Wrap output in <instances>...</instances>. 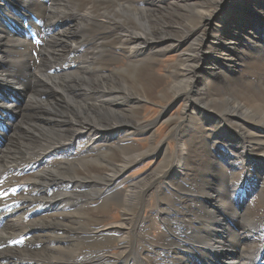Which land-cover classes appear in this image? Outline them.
I'll return each instance as SVG.
<instances>
[{
  "label": "bare ground",
  "instance_id": "obj_1",
  "mask_svg": "<svg viewBox=\"0 0 264 264\" xmlns=\"http://www.w3.org/2000/svg\"><path fill=\"white\" fill-rule=\"evenodd\" d=\"M4 5L13 17L9 30L0 34V107L5 110L0 115V138H4L0 142V193L4 194L0 196V264H264L263 20L255 19L259 33L250 35L242 22L245 45L242 42L240 47L245 50L241 47L235 56L239 41L233 37L238 26L234 32L215 28L213 46L206 47L204 31L214 16L208 9L199 11L194 2L183 6L190 7V16L181 12L183 7L178 12L168 5L158 17L138 0H0V9ZM172 11L173 18L182 20L162 21ZM173 29L183 30L184 37L176 40L168 35ZM131 40L142 61L151 45L170 43L175 48L192 42L189 52L181 54L167 72L172 81L157 93L163 99L187 100L175 135L189 144L190 153L183 143L171 162L166 160L169 167L163 175L155 171L132 184L118 202L119 192L111 190L112 184L127 162L139 161L146 153L126 143L140 130L134 109L148 98H157L155 90L162 81L151 79L138 88L128 84L150 78L143 73L147 69L143 63L128 64L116 71L115 78L109 70L98 75L117 62L118 49L126 54ZM249 43L254 44L252 55L258 56L256 62L261 60L262 69L251 81L246 63L242 81V75L234 76L235 61L249 57ZM136 57L132 62L139 60ZM203 70L211 81L199 88ZM114 79L139 96L121 100L116 88H106ZM98 88L110 95L116 109H100L106 104L99 102ZM23 99L24 107L19 105ZM197 105H203L204 112L198 124L216 122L211 135L201 124L195 125ZM221 114H228L226 121L231 124L225 126ZM150 129L147 125L143 131ZM8 131L12 136L6 135ZM121 134L117 147L104 148ZM76 139L83 141L80 148L74 147ZM214 158L218 184H212L215 173L190 176L187 169L204 167ZM170 167L174 171L166 175L156 213L164 220L166 233L164 242L155 244L149 239L154 220L141 218V212L148 191ZM182 191L178 208L166 204V193ZM252 194L254 198L243 204ZM98 198L102 202L97 209ZM112 203L123 206L125 219L105 227L103 215ZM114 243L121 253L112 257L107 251ZM147 244L152 248L136 260L135 249Z\"/></svg>",
  "mask_w": 264,
  "mask_h": 264
},
{
  "label": "rangeland",
  "instance_id": "obj_2",
  "mask_svg": "<svg viewBox=\"0 0 264 264\" xmlns=\"http://www.w3.org/2000/svg\"><path fill=\"white\" fill-rule=\"evenodd\" d=\"M154 1H157L158 4H156V6H154V7L149 6V3L154 2ZM138 2H139V5L142 6L143 8H145L147 10H150V9L153 10L156 17H158L160 15V13L164 10V8L166 6L169 7L168 5H170L171 8H175V9L177 7L178 12L182 10L181 8L183 6L189 5L191 2L192 3L194 2V3L199 5V7H198L199 11H204L205 9H208L207 11L212 12L213 13L212 15L214 17H213L211 23L208 24L205 28V31H207V32L204 31V33L207 34V38L205 40V42H206L205 46L206 47L209 45L213 46V44H211V42L214 41V39L212 37V32L215 28H216V30H218V29H220V27H222L223 32H225V29L223 27H226L228 31L234 32L235 28L238 26L237 35H236V37H233V39L235 41H239L238 47H236L234 52H233V54L235 56H237L236 54L238 53L239 50H241V47H244L243 45H245V42L241 41V35L242 34L240 31H242V29H243V26H241L242 22L245 21L247 23V25L249 26L247 33H248V35H250L252 33H259L258 30H256L254 28V26H256V28L258 29V26L255 25L256 24L255 19L256 20L260 19V20L264 21V0H148V2H147V0H138ZM135 5H137V3ZM6 7H7V5H4L2 7V9H0V12L2 13V14H0V34L4 33V31L7 32L9 30V25H10L11 20H12L11 18L13 17L12 10L11 9L5 10ZM183 9L184 10H182L181 12L184 13V11H185V14H188L190 16L191 13H189V11H188L190 9V7L188 9H185L183 7ZM172 13H173V11L171 12L170 16H168L167 14L165 16H162V17H164V19L162 21H164V22L165 21L166 22H175V20L176 21L182 20V18H180V17L179 18H173ZM27 15L28 14L26 13V16ZM217 23H220V24L217 25ZM253 23H255V24H253ZM57 28H58L57 29V31H58L60 27H57ZM154 28L155 27L153 25V28H152L153 32L155 30ZM124 32L125 31H123V34H124ZM261 32L264 33V30ZM154 33H155L156 37H160L159 32H154ZM168 35L174 36V38L177 40V39L184 37V31L182 30L180 32H177L175 29H173V32L171 34H168ZM176 40H174V42L177 44ZM36 42L38 44V41H36ZM242 42H243V45L240 47V44ZM42 44H43V41H42L41 45ZM133 45L134 44H133L132 40L127 43L126 50H125L126 54L123 53L120 49H118L117 55L119 57H116L118 59L117 62L113 63L111 66H108L106 69H102L101 72L98 73V75H105L109 70L112 72V74H114V78H115L118 75L116 71L122 70L128 64H131L133 66H137V64L140 65L143 63L144 66L147 67V69L144 70L143 73L145 75H149L150 78H148L144 81H138V83H136V85H133V83H128V84H130L132 87L138 88V86H140L142 84L149 83V81L151 79H154V80L160 79L162 81H161V83H159V86H157V88L155 90V92H156L155 94L157 95V98H155V99L148 98L145 101H143L142 103H140L141 105L139 104L140 108L138 110L134 109V112H138V116L140 118L139 119L141 122L139 124L140 130L135 135L131 136L127 140L128 142H126V143L132 145L133 150L137 149L138 153H140L142 151H144L146 153L143 156H141L140 159H138L139 161L134 160L136 162H134V161H132L130 163L127 162L128 165L125 168V170L123 172H121V174H118L116 182H114V184H112L113 187L111 188V190L113 189V192H115V193L119 192V195L117 197L118 202L122 201L123 195H125V193L127 192V190H129V188L132 184L139 183L143 178H146L149 175H151L152 173H155V171L160 172V174L163 175L162 173L164 171H166L169 167V166H166L167 165L166 160L168 161V159H169V163H170L172 160L171 159L172 156L174 154L178 153L180 151V149H182L183 143L185 145L184 148L189 145L187 142L186 143L180 142L178 140V137L175 135V132L178 131L177 129L179 128V126L182 125L181 119L183 116L182 115L183 111H184L186 104H187V100H185L184 97L176 98V99L175 98L174 99H172V98L163 99L157 93H161L162 90H164L167 87V85L172 81L171 77H166V75L168 74L167 72L169 71V69L172 65L179 62V60L181 58V54L189 52V50L191 48L190 46H192V42L191 41H184L180 45L176 46L177 48L176 47L174 48L173 45L170 43H167L165 45H151V47H149L148 50H146V52L143 54V57L145 58L144 61H142L138 57H136L137 53H136V51L133 50ZM253 45L254 44L249 43V49H246V53H247V55H249V57H246L245 61H244L243 57H242L243 60H241V62L238 61L239 62L238 63L237 61H235L236 64H238V65L235 64L236 65V68H235L236 74H234V76L239 77L242 75L241 76L242 81H244V78L246 77V69H245L246 63L250 69L249 78L251 79V81L253 80V77L255 76L256 71L262 69L261 60H258V62H256L258 56L256 55L253 58L252 51H251V50H254L252 48ZM243 49L245 50V47ZM161 50H163L162 51L163 53L159 52ZM134 56L136 58H138L139 60L132 62V58ZM146 62H147V64H146ZM249 62H250V64H248ZM64 70L68 71L67 68H65ZM206 72H207L206 70L204 72H202L203 76L197 82V85L199 86V88H202L207 82L211 81V79H209L208 72L207 73ZM109 87L116 88V90L118 92V93H116V95H118V97L121 95L119 97V98H121V100H124V98L127 96H131V97L133 96L132 98H134V99H136L139 96V95L138 96L135 95L129 89L125 90L124 88H122L119 84H117L116 79L112 80L109 83L108 87H106V88H109ZM90 88L96 89L95 86L90 87ZM98 89H99V92L101 93L99 95V102L106 104V106H104L103 108H100V109H103L105 112L108 111L109 109H116V107H115L116 103H114L111 100L110 95L108 96L106 93L104 94L102 89H100V88H98ZM194 96H196V95H194ZM158 97H160V98H158ZM25 102H26V100L23 99L19 103V105L21 104L24 107ZM16 103H18V102H16ZM133 104L134 103H132V105ZM137 104H138V102H137ZM22 106L20 107V109L22 108ZM124 107L128 108L129 107L128 103H125ZM124 107H120V109L121 108L124 109ZM197 107H198V110L194 114L195 118L193 117V119H195V121H194L195 125H197L198 122H201L202 119L200 116H201V113L202 114L204 113L201 109V107H203V105H197ZM130 108H132V107H130ZM4 111L5 110L0 107V115L3 114ZM189 112H191L190 109H189ZM215 113H218V112H215ZM189 116H191V115L188 113L187 119ZM221 116H222L221 120L224 121L225 126L227 124H231V120L226 121V118L229 117L228 114H221ZM0 120H1V116H0ZM128 122L134 123L130 120ZM199 124H201L200 126H202V129H205L207 131V134H209V135H211L212 132L217 130L216 129L217 128L216 122L214 120L209 121V123L202 122ZM124 125H126V123H124ZM127 125H128L130 130H133V131L136 130V126H132L129 124H127ZM147 125H151V129L148 130L147 132L143 131V128L146 127ZM232 126H234V124H232ZM181 131L183 133L184 130H181ZM182 133L180 134V136L182 135ZM6 135L9 136L11 134L8 131L6 133ZM123 137H124L123 134L119 135V137L117 139L112 140L111 143H109L110 145L108 144L104 148L117 147V144L119 142V138H123ZM0 142L2 144L4 142V138H0ZM10 144H11V140L5 142L3 148L7 149ZM82 144H83V141H79L78 139H76V141L74 142V147L80 148L79 145H82ZM187 148L188 149H186L185 151L189 154L190 153L189 146ZM163 149L165 150V153H164ZM103 150L104 149L102 148L101 151H103ZM214 154L216 155L215 152H214ZM220 156L221 155L217 154V157H219V159H221ZM53 159H56V158H53ZM53 159L50 161L53 162ZM214 160H215V158L212 159V161L208 162L204 167H201L198 169H194V168L193 169H190V168L187 169V170H189L190 176L193 178H199L201 175L215 173L214 177L212 179V184L215 186L216 184L219 183V176H218L217 172H215V168L213 167ZM51 162H48V163H51ZM163 167H165V168H163ZM171 170L173 172L174 168L170 167V170L165 172L164 177L162 179H160L158 183H155L154 187H152V189L148 191V193H147L148 195L146 194L147 196H146L145 201H144L145 206L142 210L143 212H141V218L146 217L149 220H151V219L154 220V222L152 224L153 229L150 231V238L149 239H151L152 242H156L155 244H157V243L162 244L164 242V236L166 233V231L164 230V225H163L164 220L161 219L160 217H156V215H157L156 213H157V209H159V205H160L159 201H160V198L162 197L161 195L165 191L164 186L167 182L166 175H168ZM184 188H185V186H184ZM183 191L179 194H174L172 192L166 193L164 201L166 202V204H169V205L173 206L174 208H178L182 203V202H180V200L183 197ZM253 195L254 194L246 197L244 199L245 203H243V204L250 202L251 199L254 198ZM102 198H101V200H100V198H98V200L95 204L96 205L95 208H97V209L99 208V206H100L99 204L102 202ZM139 206H140V204H139ZM139 206L137 208H139ZM122 207L123 206L112 203V205L110 207L111 208L110 211L107 212L105 215H103L102 225L105 227H108V226L110 227L113 225H118L121 222H123L125 218H124V213H123ZM117 245H118L117 243H114V245H112V247L108 249L109 251H107V253H109V256L111 255L112 257H114L116 254L121 253V249H120V247H117ZM151 248H152V246H150L149 244L143 245V246L140 245L139 248H136L135 249L136 260H139L141 252L144 255L145 252L147 251V249H151Z\"/></svg>",
  "mask_w": 264,
  "mask_h": 264
},
{
  "label": "snow or ice",
  "instance_id": "obj_3",
  "mask_svg": "<svg viewBox=\"0 0 264 264\" xmlns=\"http://www.w3.org/2000/svg\"><path fill=\"white\" fill-rule=\"evenodd\" d=\"M4 194L3 193H0V196H3ZM22 243V242H21ZM0 246H2V245H0Z\"/></svg>",
  "mask_w": 264,
  "mask_h": 264
}]
</instances>
